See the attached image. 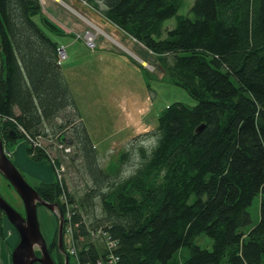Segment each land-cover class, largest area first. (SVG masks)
Masks as SVG:
<instances>
[{
	"label": "trees",
	"instance_id": "16d2710c",
	"mask_svg": "<svg viewBox=\"0 0 264 264\" xmlns=\"http://www.w3.org/2000/svg\"><path fill=\"white\" fill-rule=\"evenodd\" d=\"M77 1L102 5L104 19L196 103L161 111L145 140H133L105 172L50 37L66 34L42 16L39 0H0V115L7 119L0 141L8 149L26 140L21 127L31 139L55 138L70 149L59 152L68 167L78 163L80 196L55 174L64 160L26 140V156L46 163L53 177L35 188L38 196L64 216L71 212L77 263L106 262L101 230L116 242L115 264H170L183 249L180 264H264V0H195L191 17L178 14L183 0ZM169 19L176 24L163 37ZM254 198L261 200L258 223L244 233ZM4 219L0 211V240ZM57 234L56 227L47 251L64 264ZM202 234L210 250L194 244Z\"/></svg>",
	"mask_w": 264,
	"mask_h": 264
},
{
	"label": "rangeland",
	"instance_id": "374dc122",
	"mask_svg": "<svg viewBox=\"0 0 264 264\" xmlns=\"http://www.w3.org/2000/svg\"><path fill=\"white\" fill-rule=\"evenodd\" d=\"M39 1L43 2L44 11L41 13L44 18H48L52 23H54L52 19L63 24L77 22L84 25L85 29L82 33L88 32L95 38L96 48L90 51L82 40L74 39L67 34L66 36L48 34L64 49L66 57L60 65L63 76L105 172L110 171L117 164L119 155L129 149L133 140H145L143 135L154 129L161 111L172 103L195 106V101L182 88L163 80L164 73L153 55L104 19L101 12L102 5H99L98 10H93L84 2L77 0H47L49 5L46 4V0ZM194 1L183 0V6L178 14L191 17L190 9ZM35 21L39 23V18L36 17ZM175 24V19L165 22L163 37L165 30L172 29ZM141 62L146 63V66ZM51 139L42 138L44 148L52 159L60 157L64 160L62 164L64 174H61V178L65 179L68 191L72 194L76 193L77 196L82 195L85 191V178L79 166L75 167L78 163L68 167V158L59 152L61 144H57L55 138ZM42 163L47 166L51 174L50 167ZM131 164L133 163L121 165L120 170L124 175L133 168ZM17 169L31 188L39 186L28 173L18 167ZM0 196L22 217L24 216L22 201L14 189L8 187L1 175ZM253 200L248 208L252 223L241 230L244 233L258 223L261 200L259 198ZM36 210L40 231L44 241L49 245L59 220L54 218L53 211L45 207L38 206ZM95 214H99V209L95 210ZM3 222L5 240H0V264L2 259L3 264H11L10 250L13 251L17 246L19 237L9 222L5 219ZM69 240V234H66L65 239L64 233L63 263L67 258L68 264H77L64 250V245H68ZM194 244L206 250L212 248L211 239L203 234L195 239ZM181 256H187L184 249L173 257L170 264H180Z\"/></svg>",
	"mask_w": 264,
	"mask_h": 264
},
{
	"label": "water",
	"instance_id": "95a60500",
	"mask_svg": "<svg viewBox=\"0 0 264 264\" xmlns=\"http://www.w3.org/2000/svg\"><path fill=\"white\" fill-rule=\"evenodd\" d=\"M0 175L6 179L9 186L14 189L17 196L23 203L25 212L22 217L18 211L10 206L6 200L0 196V211L3 212L7 222L18 233V244L11 252V264H54L50 253L47 251V242L44 241L39 228L37 219V207L42 206L53 211L55 217L58 218L59 224L57 227V242L58 250L65 256L63 252V236L65 219L63 213L58 209L57 205H50L43 202L38 196L35 188H31L25 178L20 175L17 167L14 166L10 158L6 156L3 143L0 141ZM35 251L40 253L37 256ZM67 263V258L64 262Z\"/></svg>",
	"mask_w": 264,
	"mask_h": 264
},
{
	"label": "built area",
	"instance_id": "2783aa9c",
	"mask_svg": "<svg viewBox=\"0 0 264 264\" xmlns=\"http://www.w3.org/2000/svg\"><path fill=\"white\" fill-rule=\"evenodd\" d=\"M76 39L78 40H82L83 43L85 44L86 48H88L90 51L94 50L96 48V44H95V38L92 34L86 32V33H83V34H80V35H77L76 36ZM65 55H64V49L63 48H59L58 50V61L59 63H61V61H63L65 59ZM11 121V120H10ZM5 123H7V119L3 116L0 115V128L5 125ZM18 131H20L22 134L25 135L26 137V140L29 144H32L34 147L36 148H44L43 144H42V138H36V139H31L28 137L27 134L24 133V131L22 130L21 127H17ZM25 140V141H26ZM59 150H61L63 153H69L70 152V149L69 148H66L64 145H60L59 146ZM6 156L7 157H10V152H6ZM64 173V169L63 167H59V168H56L55 169V174L56 176L58 177V180L60 181L61 180V174ZM61 201L63 204L66 203V200L64 198V196L62 195L61 197ZM70 215H71V212L69 210V208H67L66 210V213H65V216L63 215L64 219H65V239H66V234L68 233L69 236H70V242L68 243V245L66 244V246L64 245V250L65 252H67V255H71L72 258H74V260L76 261V251H75V246H74V243L72 241V223H71V219H70ZM67 220V221H66ZM106 233H103L100 231H98L97 235L100 236L102 238H104V240L106 241V250L108 252V255L105 259V263L104 262H101L100 261H97L98 263L97 264H115L116 263V257L112 254L113 253V249L116 247V242L110 238H108L106 235ZM77 263V261L75 262ZM77 264H80V263H77Z\"/></svg>",
	"mask_w": 264,
	"mask_h": 264
},
{
	"label": "crops",
	"instance_id": "0c3cea01",
	"mask_svg": "<svg viewBox=\"0 0 264 264\" xmlns=\"http://www.w3.org/2000/svg\"><path fill=\"white\" fill-rule=\"evenodd\" d=\"M45 2L47 5H49V2L47 0ZM41 6L43 7L42 1H41ZM42 11H44V10L42 9ZM52 21H54L55 25L57 24L56 26L59 27L64 34H67L69 37L71 35V37L74 39H75V36H77L78 34L79 35L83 34L82 32L85 29L84 25L78 24L77 22H69V23L65 22V24H63L59 21H56L55 19H52ZM50 22H51V20H50ZM27 147H28V145H26V142L24 140H20V141L16 142L14 144V146L9 147L11 149H9V148L7 149L8 152H10V156H11L10 159H11L12 163H14L16 167H18V165H21V163L23 165H25V168H20V167H18V168L21 171H25V173H28L30 177H33L34 182L36 184L40 185L43 182L52 181L53 177L51 176V174H49V172L47 170V166H45L43 163L42 164H35L28 159V156H26ZM32 168H34L35 170H37L39 172L37 174L29 173L28 171Z\"/></svg>",
	"mask_w": 264,
	"mask_h": 264
},
{
	"label": "bare ground",
	"instance_id": "6f19581e",
	"mask_svg": "<svg viewBox=\"0 0 264 264\" xmlns=\"http://www.w3.org/2000/svg\"><path fill=\"white\" fill-rule=\"evenodd\" d=\"M55 1H57V0H55ZM99 31V30H98ZM112 42H114V40L112 41ZM116 42V41H115ZM143 65H145L146 66V63H144V62H141ZM18 167H20V168H25V165H23L22 163H21V165H18ZM29 173H35V174H37L39 171H37V170H35L34 168H32V169H30L29 171H28ZM3 259L1 260V263L3 264Z\"/></svg>",
	"mask_w": 264,
	"mask_h": 264
},
{
	"label": "clouds",
	"instance_id": "9594fccd",
	"mask_svg": "<svg viewBox=\"0 0 264 264\" xmlns=\"http://www.w3.org/2000/svg\"><path fill=\"white\" fill-rule=\"evenodd\" d=\"M64 226H65V224H64Z\"/></svg>",
	"mask_w": 264,
	"mask_h": 264
}]
</instances>
